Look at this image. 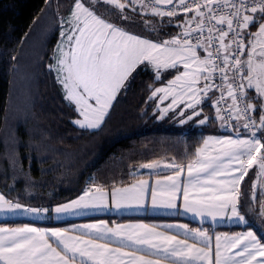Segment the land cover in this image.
I'll use <instances>...</instances> for the list:
<instances>
[{"label": "snow or ice", "instance_id": "1", "mask_svg": "<svg viewBox=\"0 0 264 264\" xmlns=\"http://www.w3.org/2000/svg\"><path fill=\"white\" fill-rule=\"evenodd\" d=\"M129 6L133 12L138 7L141 13L161 19L184 13V22L178 25L183 31L170 39L156 40L130 32L126 30L128 25L120 23L132 19L124 12ZM74 7L68 21L72 30L66 37L69 50L65 52L58 45L59 55L52 67L63 85L65 99L83 118L73 121L82 129H99L104 124L112 102L121 89L129 86L130 77L140 65L151 66L153 80L161 78L162 70L179 72L183 68L166 86L152 89L150 99L163 104L171 97L166 107L157 105L161 118L181 104L184 109L180 116L192 109L185 121L201 116L202 109L197 105L212 91L213 75L220 72V96L210 106L216 108V118L222 124L237 121L236 138L206 139L186 166V180L180 179L185 166L164 164L176 171L165 182L156 181L157 187L151 191L152 205L176 208L175 201L182 194L185 212L213 221L230 213L229 219L246 222L241 214L247 202L240 200L241 183L254 165L264 174V0H88L87 7L75 0ZM104 13L116 16V22L105 19ZM253 28L256 30L251 31ZM200 49L206 55L198 54ZM246 50V59L241 60ZM216 59L220 65L214 62ZM201 80L205 83L198 87ZM226 99L230 103L222 109L220 105ZM251 113H258V120ZM208 119L203 116L199 123L205 124ZM241 128L245 138H240ZM141 167L156 169L160 164L151 162ZM147 188L145 180L114 188L113 206H143ZM158 195L167 199L158 201ZM244 195L247 198V193ZM252 197L256 198L255 192ZM101 207H107V194L97 187L54 211L79 213ZM17 211L40 215L48 209L24 207L0 194V212ZM260 214L264 215V204ZM175 227L183 230L184 238L143 224L115 228L87 224L73 229L75 234L29 226L0 227V264H264V242L252 231L216 235L213 250V237L207 231L182 224Z\"/></svg>", "mask_w": 264, "mask_h": 264}, {"label": "trees", "instance_id": "2", "mask_svg": "<svg viewBox=\"0 0 264 264\" xmlns=\"http://www.w3.org/2000/svg\"><path fill=\"white\" fill-rule=\"evenodd\" d=\"M85 2L88 6V0ZM74 3L0 0V194L29 207L51 209L89 189L126 186L140 177L138 169L145 163L162 161L185 166L196 158L207 135L221 133L209 100L201 103L209 117L205 125L194 121L179 124V109L160 119L156 101L150 99L151 90L168 82L177 70L164 71L159 80H153V69L144 65L132 74L129 86L117 94L99 129L76 125L73 121L79 119V113L65 99L63 85L52 68L60 17L70 16ZM111 11L119 15L117 10ZM124 12L132 19L120 23L142 37L170 39L183 30L178 25L183 24L185 15L161 19L141 13L138 7L133 12L131 6ZM103 15L116 22V16ZM254 170L248 171L241 183L240 200H247L241 213L247 225L219 226L215 230L233 234L252 229L264 242L256 225L257 215L264 216L260 214L264 175L258 178ZM255 182L260 188L256 187L253 199ZM105 218L118 223L131 219L164 222L175 217ZM22 223L32 222L0 221L11 226Z\"/></svg>", "mask_w": 264, "mask_h": 264}, {"label": "crops", "instance_id": "3", "mask_svg": "<svg viewBox=\"0 0 264 264\" xmlns=\"http://www.w3.org/2000/svg\"><path fill=\"white\" fill-rule=\"evenodd\" d=\"M72 12H73V10H72ZM70 16H71V14H70ZM69 47H70V42H69L67 50H69ZM245 55L247 56V53ZM200 82L204 83L205 81L201 80ZM251 93H252V95H255L254 91ZM168 104L169 103L165 102L163 104L164 105L163 107H166ZM180 106H184V105L181 104ZM179 107H177L175 110H178ZM257 107H259V105H257ZM197 108L201 109V104L197 105ZM157 109L159 110L158 107H157ZM171 112L172 111H169L166 115L163 116V118H165ZM255 114H256V119L258 120V113H255ZM176 116H178V117H176V119L179 120V122H180V123L178 122L179 124H183V123L191 121L193 119H196V124H199V125H205L206 124V123L205 124L199 123V120L201 119V117L207 116L206 114H204L203 110L201 111V116H197V117H194L193 119L186 120V121H185L186 116L184 118H181L180 115H178V113L176 114ZM159 118L161 119L160 116H159ZM79 119H83V118L79 116ZM239 131L241 133L240 138H245L244 132L241 129ZM226 136H232L233 138H236L237 131L235 133H231V134H224V133L209 134L204 138V141L206 139H209V138H223ZM203 147H204V143H202V145L199 147V149L203 148ZM209 150H211V146H210ZM164 163H166V162H164ZM186 166L187 165H185V172L182 173L180 176V179L182 181L187 179ZM256 167L257 166L254 165L251 169H249V171L252 169H255ZM166 171H170V172H166ZM175 171H176V169H174V168H165V167L156 168V169L142 168V169H140V171H138V175H140V177H138L136 180L132 181L131 183L127 184L126 186L116 187V188H127V187L134 185V184H138L139 181H141V180L148 181V188L145 192V198L143 201V206L122 207L120 209H117L116 207L113 206V201L111 198V192L113 191L114 188L102 189L107 194V207L88 208L85 210H81L79 213L57 214V213H55L54 209L57 206L62 205V204H59V205L52 207L51 209H48V212H46V213L42 212L40 215H36L33 213H28V212H22V211H17L15 213L0 212V221L23 219V220H27V221L32 222V223L17 224V225H13V226L0 224V227L19 228V227L29 226V227H35L38 229H42V230H53V229L68 230L69 234H75L72 232L73 229H79L81 226L87 225V224H101V223H103V224H106L110 228H115L117 225L126 226V225L143 224V225H147L149 227H154L156 229V231H161V232H165L167 234L177 235L179 238H184L183 230L175 227L176 225L182 224V225H186L189 229H203V230L207 231L213 237V240H212L213 250L215 247L214 237L216 235H220V236L229 235V236H231V235H236L239 233H244L247 231L253 232L252 229H246L244 231L236 232L233 234H225V233H221L220 231H216L215 230L216 227H219V226H235V225L245 226V225H247L248 222L246 219H245L246 222H240L236 218L229 219L228 217H229L230 213L226 214L224 217H217V219L215 221H213L210 217H207V216L200 217V216L194 215L193 213L185 212L184 208H183L182 194H178L179 198L175 201V203L177 205L176 208L153 207L151 191L153 188L157 187L156 181L160 180L162 183L165 182L167 176L173 175L175 173ZM81 195H79V196H81ZM79 196H77L76 198H74L68 202H71L73 200L78 199ZM157 199H158V201L166 200L167 196L166 195H158ZM68 202H65V203H68ZM65 203H63V204H65ZM22 206L29 207L26 205H22ZM143 215L164 216V217L166 216V217H175V218L173 220L164 221V222H147V221H144L141 219H131V220H126V221L118 222V223L117 222L110 223L107 220V218H105V217H117V216H135V217H137V216H143ZM99 217H102V218H99ZM55 223H65V224L64 225H55ZM190 223H192L194 225H192ZM169 225H172L173 227L170 228V227H168ZM190 242H191V240H190ZM53 243H55V242L53 241Z\"/></svg>", "mask_w": 264, "mask_h": 264}, {"label": "rangeland", "instance_id": "4", "mask_svg": "<svg viewBox=\"0 0 264 264\" xmlns=\"http://www.w3.org/2000/svg\"><path fill=\"white\" fill-rule=\"evenodd\" d=\"M81 2L82 3H84L85 4V6H86V2H85V0H81ZM74 5H75V3H74ZM87 7V6H86ZM73 11H75V7L73 6ZM71 18V16H66V17H63V16H61L60 17V21H61V27H60V32H59V39H58V42H57V44H56V46H55V50H54V52H53V55H52V58H53V62H52V66H54L55 64H56V58L58 57V55H59V52H58V50H57V46L58 45H61L62 47H63V50L65 51V52H67L68 50H67V48H68V45H69V42L67 41V39H66V37H67V35L71 32V25L69 24V19ZM256 29H254V30H252L251 29V31H255ZM61 32H63L64 33V36L62 37L61 36ZM247 53V50L245 51V54ZM198 54H201V55H206V53H203V50H198ZM245 57H246V55H245ZM246 59V58H245ZM53 68V67H52ZM171 70V69H170ZM55 71V70H54ZM163 72L164 71H167V70H162ZM183 72V68L181 67L180 69H179V72L178 71H176L175 73H174V75L171 77V79L170 80H172V79H174L175 78V75H177V74H180V73H182ZM55 73L57 74V72L55 71ZM169 80V81H170ZM166 84H167V82L166 83H164V84H161V85H159V86H157V87H163V86H166ZM156 87V88H157ZM250 91V93L251 92H253L254 90H249ZM252 94V93H251ZM156 101V104L158 105L159 104V101L158 100H155ZM170 101H171V97H169V99L168 100H165L164 101V103L166 102V103H170ZM163 103V104H164ZM163 104H159V108H163ZM182 109H184V106H180L179 107V110H178V113L180 112V110H182ZM192 111V109H187V110H185V115L184 116H180L181 118H184L185 116H187L188 115V113H190ZM177 114V113H176ZM178 117V116H177ZM191 121H194L195 122V124H196V119H193V120H191ZM180 123V122H179ZM196 125H199V124H196ZM159 164H160V167L159 168H163L164 167V164H166V163H164V162H162V161H159ZM140 169H142V167L140 168ZM140 169H138V171H140ZM254 172H255V174H256V176L259 178V177H262L264 174H261L260 173V171H259V169H258V166L255 168V170H254ZM259 183V182H258ZM257 182H255L254 183V190H255V193H257L256 192V187L258 186V188H260V185L258 184ZM256 186V187H255ZM253 198V197H252ZM249 212H251L252 213V210H249ZM257 219H256V225L258 226V228L261 230V232L263 233V235H264V216H262V217H260L259 216V214L257 215ZM246 220H247V218H245ZM248 221V220H247ZM254 232V231H253ZM255 234V233H254Z\"/></svg>", "mask_w": 264, "mask_h": 264}, {"label": "built area", "instance_id": "5", "mask_svg": "<svg viewBox=\"0 0 264 264\" xmlns=\"http://www.w3.org/2000/svg\"><path fill=\"white\" fill-rule=\"evenodd\" d=\"M167 7H171V5H169V6H167ZM181 15H185V14H184V13H180V14L177 15V16H181ZM187 15L191 16L192 13H187ZM177 16H176V17H177ZM171 18H174V17H171ZM182 31H183V30H182ZM182 31H181V32H182ZM181 32H180V33H181ZM180 33H179V34H180ZM179 34H178V35H179ZM178 35H177V36H178ZM193 35L195 36L196 34L194 33ZM205 35H206V33H205ZM193 42H195V41H193ZM233 47H235L234 44H233ZM240 59L243 60V59H244V56H241ZM214 62H215L217 65H220V63H221V61H220L219 59H216ZM228 75H229V77H231V75H232L231 70L229 71ZM219 77H220V72L217 71V72L213 75V80H212V85H213V86H212V91L209 92V93H208V96L204 99V100L209 99V100H210V105H214V104L216 103V98L220 96V92L217 90V85L220 84V79H219ZM203 84H204V83H199L198 87H199V86H202ZM225 93H226V89H225ZM227 103H230V101L226 99V100L220 105V107L223 109ZM212 109L215 111V115H216V108H215V107H212ZM251 115L254 116V113H251ZM236 123H237V121L233 120V121H231L229 124H226V125H225V124H222V130H223L225 133H234L235 130H236V129L234 128V125H236ZM239 123H240V124H243V120L239 121ZM241 129L243 130V128H241ZM243 131H244V130H243Z\"/></svg>", "mask_w": 264, "mask_h": 264}]
</instances>
